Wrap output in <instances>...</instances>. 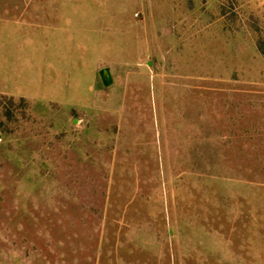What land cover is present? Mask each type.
<instances>
[{"label":"rangeland","instance_id":"obj_1","mask_svg":"<svg viewBox=\"0 0 264 264\" xmlns=\"http://www.w3.org/2000/svg\"><path fill=\"white\" fill-rule=\"evenodd\" d=\"M0 264H264V0H0Z\"/></svg>","mask_w":264,"mask_h":264},{"label":"water","instance_id":"obj_2","mask_svg":"<svg viewBox=\"0 0 264 264\" xmlns=\"http://www.w3.org/2000/svg\"><path fill=\"white\" fill-rule=\"evenodd\" d=\"M99 77L104 88H109L114 85V78L112 76L110 68H103L99 71Z\"/></svg>","mask_w":264,"mask_h":264},{"label":"trees","instance_id":"obj_3","mask_svg":"<svg viewBox=\"0 0 264 264\" xmlns=\"http://www.w3.org/2000/svg\"><path fill=\"white\" fill-rule=\"evenodd\" d=\"M260 49H262V48H260Z\"/></svg>","mask_w":264,"mask_h":264}]
</instances>
